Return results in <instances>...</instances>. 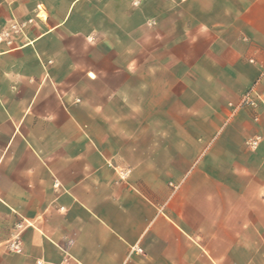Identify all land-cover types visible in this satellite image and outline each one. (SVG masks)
Instances as JSON below:
<instances>
[{
    "label": "crops",
    "instance_id": "1",
    "mask_svg": "<svg viewBox=\"0 0 264 264\" xmlns=\"http://www.w3.org/2000/svg\"><path fill=\"white\" fill-rule=\"evenodd\" d=\"M148 2L0 0V264H264V0Z\"/></svg>",
    "mask_w": 264,
    "mask_h": 264
},
{
    "label": "built area",
    "instance_id": "2",
    "mask_svg": "<svg viewBox=\"0 0 264 264\" xmlns=\"http://www.w3.org/2000/svg\"><path fill=\"white\" fill-rule=\"evenodd\" d=\"M257 104H258V102L253 97L252 90L249 89L243 93V95L240 97V99L238 100V102L236 104H230V106L232 107V109L235 110V109H239V108L246 107V106L254 108L257 106ZM260 140H261L260 136H258V135L253 136V137L247 138L245 140V145L248 148L255 149L257 147L258 143L260 142ZM5 247L9 251H15V252L21 251V247L19 245L17 235H15V237L12 239L7 240L5 243ZM130 250L134 251L136 253H142L143 252L139 246H132L130 248Z\"/></svg>",
    "mask_w": 264,
    "mask_h": 264
},
{
    "label": "rangeland",
    "instance_id": "3",
    "mask_svg": "<svg viewBox=\"0 0 264 264\" xmlns=\"http://www.w3.org/2000/svg\"><path fill=\"white\" fill-rule=\"evenodd\" d=\"M140 1H141V4H142V5H140V7H141L143 13H150V12L154 11V9H155L154 5H150L148 0H135V2H139V3H140ZM137 5H133V6H137ZM115 9H118V7H115ZM42 14H43V12H42ZM0 35L4 36V37H7L8 36V32H6V30L3 29L1 31V33H0Z\"/></svg>",
    "mask_w": 264,
    "mask_h": 264
},
{
    "label": "snow or ice",
    "instance_id": "4",
    "mask_svg": "<svg viewBox=\"0 0 264 264\" xmlns=\"http://www.w3.org/2000/svg\"><path fill=\"white\" fill-rule=\"evenodd\" d=\"M89 75H93L92 73H89Z\"/></svg>",
    "mask_w": 264,
    "mask_h": 264
}]
</instances>
